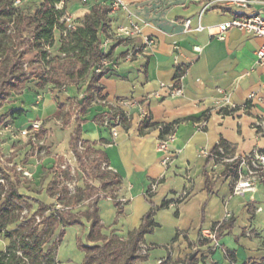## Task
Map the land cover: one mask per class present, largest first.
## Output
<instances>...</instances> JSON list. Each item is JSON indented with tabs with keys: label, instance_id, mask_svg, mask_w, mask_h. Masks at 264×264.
I'll list each match as a JSON object with an SVG mask.
<instances>
[{
	"label": "crops",
	"instance_id": "crops-1",
	"mask_svg": "<svg viewBox=\"0 0 264 264\" xmlns=\"http://www.w3.org/2000/svg\"><path fill=\"white\" fill-rule=\"evenodd\" d=\"M43 1L23 0L20 6L25 13L34 14ZM66 1L67 14L75 24L94 5L114 2ZM121 1L127 7L113 9L109 36L103 39L104 51L110 52L109 57L117 62L101 79L102 95L108 103L96 96L87 99V81L66 88L51 83L41 87L37 81H30L7 98L13 100L7 103L8 110L23 112L10 123V113L1 111L0 117L7 118L0 132L7 129L0 145L12 154L10 166L17 163L32 173L21 175L20 191L30 197L32 211L38 207L35 199L55 201L48 187L58 162L73 157L70 136L79 116L83 120L82 138L104 153L107 164L121 179L114 192L100 189L97 204L104 235L116 234L127 239L154 205L157 226L141 242V246L148 247L144 264H158L160 260L181 264L179 260L184 256L186 264L187 259L194 257L197 264L262 263L264 181L259 180L254 199L251 193H234L239 169L246 171L247 165L239 168L240 162H224L220 150L239 156L264 151V64L257 63L256 53L264 39L237 27L231 28L224 38L218 35L220 23L250 12H236L224 6L222 0H213L216 4L199 20L198 0ZM255 7L264 12V5ZM188 18L192 19L190 28L185 25ZM199 21L203 29H197ZM132 22L141 26L139 33L130 37L114 34L118 25L128 26ZM54 37L50 51L58 55L62 45L60 28L54 30ZM147 37L155 40L154 47H147ZM180 66L186 67V71L178 79ZM175 84L182 85V93H171ZM251 93L256 96L249 100ZM226 97L228 102H221ZM82 98L84 107L77 105L83 103ZM71 102L77 106L74 111L69 106ZM114 110H123L129 117L128 124L114 120L116 136L111 126L104 123V116ZM145 111L152 122L173 124L171 158L167 163L159 140L170 133L162 137L158 126L141 132V115ZM204 118L207 125L200 127ZM36 119L43 122L40 135L46 138L45 153H39L32 142L27 144L30 141L26 138L24 142L18 132ZM19 140L23 147L14 145ZM2 157L0 154V160ZM93 183L100 185L98 181ZM114 196L122 201V213L118 212ZM95 197L72 209L80 213L83 223L65 228L56 249L57 264H85L86 253L79 242L93 243L87 238L90 221L86 214ZM60 231L61 228L57 235ZM213 232L219 234L216 240L209 237ZM9 242L0 234V250Z\"/></svg>",
	"mask_w": 264,
	"mask_h": 264
},
{
	"label": "trees",
	"instance_id": "trees-1",
	"mask_svg": "<svg viewBox=\"0 0 264 264\" xmlns=\"http://www.w3.org/2000/svg\"><path fill=\"white\" fill-rule=\"evenodd\" d=\"M61 1L44 0L34 14H28L14 0H0V102L13 92H20L30 81H37V85L41 87L51 83L58 88L87 81V99L104 97L101 79L108 69L97 71V68L104 57L110 56V52L103 49V39L109 36L113 7L94 5L80 23L73 22V26L67 27L62 17L67 13L68 5L63 0V7H58L57 4ZM56 28L62 30L61 53L51 55L49 48L55 43ZM33 51L36 52V60L46 65V70L39 74L24 67L27 54ZM185 69L186 67H178L176 76L183 75ZM77 105L84 107L85 101ZM223 111L229 112L226 109ZM22 112L23 109H14L10 116L15 117ZM6 116L0 117V126L5 123ZM116 118L124 124L129 122V117L123 110L110 113L111 123L114 124ZM82 121L79 116L76 117L70 141L71 149L84 174V182L82 185L77 184L76 189L71 191L64 183L57 188L61 180L55 176L48 187L50 195L55 197L54 202L35 199L38 207L32 211L30 197L19 189L23 171L18 169L17 163L10 167L0 163V234L10 240L6 248L0 250V264H57L56 249L65 228L83 223L80 213L72 211V205L92 199L94 195L96 197L92 207L86 214L90 221L87 238L93 243L79 242L86 253L85 264H137L138 260L147 259V253L140 252L141 242L145 234L152 232L157 226L154 220L156 206L152 205L140 227L131 231L127 239L116 234L106 236L102 233L103 224L97 204L100 189H106L113 179L119 186L121 179L117 172L110 169L107 173L101 171V163L108 162L94 143L82 138ZM154 126L162 129V137L164 133H171L174 129L173 124L152 122L150 115H147L141 120L140 131L144 132L145 128ZM80 141L83 146L81 150ZM91 155L94 158L89 160ZM106 174L112 175L110 180H107ZM260 180L264 181V172L261 173ZM94 181H98L100 185H95ZM114 199L118 212L122 213V201L115 196ZM58 203L62 207H58ZM59 228L61 231L57 235ZM216 235L219 238V234ZM187 264H197V258L187 259Z\"/></svg>",
	"mask_w": 264,
	"mask_h": 264
},
{
	"label": "built area",
	"instance_id": "built-area-1",
	"mask_svg": "<svg viewBox=\"0 0 264 264\" xmlns=\"http://www.w3.org/2000/svg\"><path fill=\"white\" fill-rule=\"evenodd\" d=\"M16 5H19L22 3L23 0H14ZM201 2L200 10L198 12V18L201 20L202 16L210 9L212 8L216 3L213 0H198ZM222 4L226 7H230L236 10V12H241L242 10H248L250 12L249 15H237L233 16L227 21H224L218 25V35L220 38H224L225 34L234 27L243 29L244 31L250 33L251 35L260 36L264 39V12L261 11L259 8L255 7L257 4L264 5V0H222ZM58 7H63V0L57 4ZM113 9H118L119 7H127L125 3H123L121 0H114L112 3ZM62 20L65 22V25L67 27L73 26V20L72 17L69 14H65L62 17ZM191 18H188L185 20V25L187 28H190L191 25ZM204 26L199 21L197 29H203ZM141 31V26L136 23L132 22L130 25H118L116 32L114 33L117 36H133ZM146 45L149 48L154 47L155 40L151 37L146 38ZM197 50H201L200 46H196ZM257 63L264 64V40L261 46L257 49ZM117 66V62L110 57H104L99 67L97 68V71L101 69L107 68L108 70L112 68H115ZM186 71V69H185ZM182 75L178 77V79H181ZM183 92L182 85L175 84L172 89V94H180ZM255 93H251L249 95V100H252L255 97ZM99 101L108 103V101L105 98H98ZM127 103V101L123 100L122 103ZM221 102H228V97L224 98ZM149 115L147 111L143 112L141 115L142 120ZM120 122V119L117 118V123ZM42 120L36 119L30 122V124L27 127H24L20 129V134L26 138L28 141L32 142L39 153H45V141L46 138L42 135H40V131L42 128ZM104 123L107 126H111L112 133L114 136L118 134L117 126L116 124L111 123L110 115L106 114L104 116ZM207 125V118L202 119L199 122L200 127H205ZM173 137V133L171 132L168 137L161 138L159 140V149L164 152V162L167 163L170 158L171 154L169 151V141ZM79 148L80 150L83 149L81 141L79 142ZM221 155L222 160L224 162H234L236 160H240V163L238 167H242V165H247V170L243 171L242 169H239L240 173L239 176L234 184V193L243 194V193H251L252 198L254 199V194L258 189V183L261 178V173L264 172V152L260 150H255L251 153L239 156L236 154H226L223 149H221ZM204 153H206L204 151ZM74 154V152H73ZM75 156V154H74ZM76 157V156H75ZM77 158V157H76ZM104 165L108 167V169L111 170V167L104 162ZM64 166V165H63ZM19 170H22L23 173L27 176L32 175V173L29 170L24 169L21 166H18ZM181 197H183L181 195ZM58 207H62L60 203L57 204ZM212 239H217L216 233H211L209 235ZM148 247L147 245L141 246V253H147ZM163 260H160L159 263H162ZM260 264H264V261Z\"/></svg>",
	"mask_w": 264,
	"mask_h": 264
},
{
	"label": "rangeland",
	"instance_id": "rangeland-1",
	"mask_svg": "<svg viewBox=\"0 0 264 264\" xmlns=\"http://www.w3.org/2000/svg\"><path fill=\"white\" fill-rule=\"evenodd\" d=\"M21 4L22 3H20L19 5H21ZM50 48H49V51H50ZM50 54L51 55H55L51 51H50ZM35 56H36V54L33 55V56H31V54L30 55L28 54L26 56V59H25L26 61L24 63V67L27 70L31 71V72H34V73L39 74L43 70H46V65H45L44 62L39 61V60H36ZM12 102H13L12 99H5L4 101L0 102V113H1V111H8V113H10L12 111V109L8 110L9 109L8 108L9 105H7V103H12ZM64 104L65 103H63L62 105H64ZM69 106H70L71 110H73V111H74L75 107H77L76 104H75V102L69 103ZM66 115H68V113ZM11 119H13V117L9 118L7 122L12 123L11 122ZM3 126L5 127V125H3ZM10 127H11V125L9 126V128ZM5 129H7V128H3L1 130L2 132H0V142L3 141V136L2 135H3V132L6 131ZM11 129H12V132L15 134V132H14L15 129L14 128H11ZM18 132L20 133V130H18ZM23 139H24L23 141L26 142L25 138H23ZM19 141L20 142H14V145H16L18 147H23L24 144L22 145V143H21L22 140H19ZM30 143L31 142H27V144H30ZM5 148L6 147L4 145H0V154L3 156L2 159L0 160V162L2 164H4V165H8V167H10V164L9 163H10L11 160L13 161L12 154H10L9 152L7 153ZM92 158H94V155H91V157H89V160L92 159ZM70 159L71 160L68 159V161H66V160H60L58 162V165L55 166V167H58V169L55 171L56 172V175L55 176H56V179L61 180V183H59L57 185V188H60L61 185H62V183H64V184L68 185V187H69V189L71 191H74L76 189V187H77L76 186L77 184H83V182H84V180H83L84 179V174L81 171L79 162H78L77 158L74 156V154H73V157H71ZM89 160H87V161L89 162ZM101 171L102 172H105V173H107L109 171L108 167L106 165H104V162L101 163ZM106 175H107V180H110L111 177H112V175L111 174H106ZM117 188H118V185H117L116 182H114V179H113L112 180V183H110L109 185H107V187H106L105 190L108 191V192L109 191L110 192H114L115 189H117ZM94 196H96V195H94ZM83 202L84 201H82L81 203L72 205L73 206L72 208L73 209L77 208L79 205L84 204ZM53 251H55V248L53 249ZM179 262L181 264H186V256H184V258H180ZM136 263L137 264H144V260H141L140 259ZM158 264H161V263H158ZM164 264H171V262L166 261V262H164Z\"/></svg>",
	"mask_w": 264,
	"mask_h": 264
},
{
	"label": "water",
	"instance_id": "water-1",
	"mask_svg": "<svg viewBox=\"0 0 264 264\" xmlns=\"http://www.w3.org/2000/svg\"><path fill=\"white\" fill-rule=\"evenodd\" d=\"M80 101H81V102H83V98H82V99H80ZM194 255H195V253L192 255V257H193Z\"/></svg>",
	"mask_w": 264,
	"mask_h": 264
}]
</instances>
